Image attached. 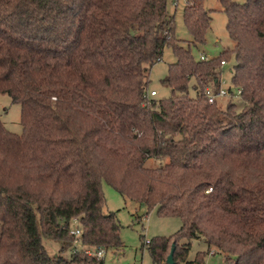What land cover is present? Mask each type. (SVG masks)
Listing matches in <instances>:
<instances>
[{"label":"trees","instance_id":"trees-1","mask_svg":"<svg viewBox=\"0 0 264 264\" xmlns=\"http://www.w3.org/2000/svg\"><path fill=\"white\" fill-rule=\"evenodd\" d=\"M203 1L182 6L193 46L209 27ZM217 1L233 45L195 59L168 0H0V93L21 126L0 121V264H103L83 251L121 246L102 180L142 214L179 219L171 235L144 239L153 264L171 242L184 259L191 240L204 249L185 264L213 252L264 264V0ZM164 46L169 94L147 96ZM230 55L239 101L219 107L206 93Z\"/></svg>","mask_w":264,"mask_h":264},{"label":"rangeland","instance_id":"rangeland-1","mask_svg":"<svg viewBox=\"0 0 264 264\" xmlns=\"http://www.w3.org/2000/svg\"><path fill=\"white\" fill-rule=\"evenodd\" d=\"M175 5L172 0H168L167 8L170 14L173 15L174 32L178 39V43L182 46H189L191 54L195 59L200 55L203 57H213L219 54L222 50L230 48L233 45L225 31V15L218 4L217 0H204L203 5L208 8L210 15L209 27L206 30L205 41L201 45L193 46L189 41L190 35L187 33L182 21V6L184 0H175ZM174 61L170 47L164 46L160 59L155 62L148 71V90H155V97L167 96L169 88L160 82L166 73L167 65ZM234 60L230 55L228 59L221 65L219 74V87L226 91V95L218 97L217 104L223 107L228 101H239V97L230 83V70ZM232 92V95L229 94ZM0 121L4 127L14 133H20L21 126L19 123V105L9 98L6 94L0 93ZM148 164H153V161H146ZM101 191L104 199L102 211H114L119 225L118 236L121 246L118 249H106L102 256L103 264H153L143 244L144 239L150 240L157 236H168L174 233L180 221L175 216H158L153 209L146 214H142V208L136 203L127 200L119 195L105 181H101ZM137 212H141L139 215ZM71 226H75L72 221ZM46 249L54 251L55 245L47 240H43ZM181 240H176L180 243ZM204 246L196 240L190 241L189 250L185 256V260H192L195 252L201 251ZM167 251L162 255V264L167 255ZM173 258V264H185V260ZM197 264H227L223 261V255L218 252L207 253L203 261Z\"/></svg>","mask_w":264,"mask_h":264},{"label":"built area","instance_id":"built-area-1","mask_svg":"<svg viewBox=\"0 0 264 264\" xmlns=\"http://www.w3.org/2000/svg\"><path fill=\"white\" fill-rule=\"evenodd\" d=\"M199 58L203 59L204 57L202 55H200ZM235 92L238 95L239 91L237 89L235 90ZM155 93H156L155 90L151 89V90L147 91L146 94H147V96H150V95H154ZM224 95H226V91L224 89L220 88V87H219V89L217 90V92L215 94L210 93V92L206 93V97H207V101L208 102H212L215 99H217L218 97H221V96H224ZM73 222L75 223L76 221L73 220ZM69 233L71 235H73L74 237H76L78 235V233H79L78 226L77 225L71 226L70 229H69ZM74 244L77 245V243H74ZM73 248L76 249L77 246H74ZM83 251H84L85 254L93 255L96 258H101L103 256V254H104V250L99 249V248L93 250V249H90L88 247H84Z\"/></svg>","mask_w":264,"mask_h":264},{"label":"water","instance_id":"water-1","mask_svg":"<svg viewBox=\"0 0 264 264\" xmlns=\"http://www.w3.org/2000/svg\"><path fill=\"white\" fill-rule=\"evenodd\" d=\"M139 215L141 214V212H137ZM173 250H174V242L170 243V247L168 250V253L165 257V263L166 264H173V259H172V254H173Z\"/></svg>","mask_w":264,"mask_h":264}]
</instances>
